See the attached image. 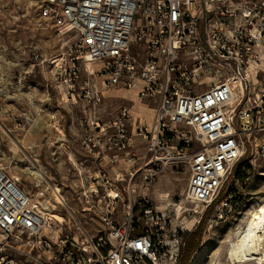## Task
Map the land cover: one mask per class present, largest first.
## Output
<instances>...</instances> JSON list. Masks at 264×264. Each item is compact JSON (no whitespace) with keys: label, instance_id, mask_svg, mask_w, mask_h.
I'll return each mask as SVG.
<instances>
[{"label":"built area","instance_id":"2783aa9c","mask_svg":"<svg viewBox=\"0 0 264 264\" xmlns=\"http://www.w3.org/2000/svg\"><path fill=\"white\" fill-rule=\"evenodd\" d=\"M39 16L71 35L73 56L61 59L65 83L79 81L75 64L88 73L96 63L102 89L133 92L153 116L134 128L141 153L128 149L134 134L126 108L84 131L83 150L110 165L85 175L87 188L76 193L82 212H98L99 234L86 233L71 213L44 218L19 179L0 169V264H161L158 237L177 233H167L149 207L152 183L186 164L189 202L233 209L235 193L224 189L249 136L264 138V0H41ZM236 81L241 92L232 104ZM57 193L55 205L42 202L65 207ZM183 244L182 236L169 264Z\"/></svg>","mask_w":264,"mask_h":264},{"label":"rangeland","instance_id":"374dc122","mask_svg":"<svg viewBox=\"0 0 264 264\" xmlns=\"http://www.w3.org/2000/svg\"><path fill=\"white\" fill-rule=\"evenodd\" d=\"M40 2L0 0V169L17 177L19 186L41 206L55 205L52 187L59 188L66 206H56L53 211L65 214L64 218L71 213L81 221L86 233L96 235L105 230L99 214L93 210L82 212L76 193L80 188H87L85 175L105 172L110 165L83 150L80 141L84 131L108 123L123 108L132 115L133 129L138 118L142 123H150L153 112L149 105L135 99L131 91L102 89L96 63L91 64L93 75L84 72L83 65L75 64L79 67V81L72 86L65 83L63 60L68 62L73 56L69 51L71 35L59 36L39 16ZM34 50L39 55L36 60L31 54ZM93 83L102 91V96H94ZM249 140L252 142L242 149L235 167H250V170L243 181L235 177L234 171L223 192L224 195L230 189L235 193L233 209L215 206L218 200L206 209L189 202L185 195L186 164L168 169L152 183L146 192L149 207L159 213L167 233H177L170 240L165 233L158 237L161 264H169L170 253H175L181 237L185 241L202 218L200 244L188 264H232L226 251L235 231L244 224L252 209L264 203V138L258 133L250 135ZM31 165L42 169L38 186L24 173ZM117 167L122 171L125 165ZM42 199H48L49 204ZM181 252L182 246L176 264ZM234 264L256 263L252 260Z\"/></svg>","mask_w":264,"mask_h":264},{"label":"bare ground","instance_id":"6f19581e","mask_svg":"<svg viewBox=\"0 0 264 264\" xmlns=\"http://www.w3.org/2000/svg\"><path fill=\"white\" fill-rule=\"evenodd\" d=\"M90 65L89 63L87 64V71L89 74H92L93 68L92 65L91 67ZM233 88L235 89V94L232 104L234 101L239 100L241 92L240 85L237 81L234 83ZM41 170V168L31 165L25 168L24 173L27 174L28 177L33 178L35 180V185L38 186L43 177V172ZM17 172L22 173L23 170ZM58 191H60L59 188L55 186L52 187L53 195L59 199ZM42 215L44 218L62 220L61 216L55 213L49 206H43ZM226 255L232 264L250 263L252 260H254L256 264H264V203L252 209L245 219L244 224L235 231L234 240L229 243Z\"/></svg>","mask_w":264,"mask_h":264},{"label":"trees","instance_id":"16d2710c","mask_svg":"<svg viewBox=\"0 0 264 264\" xmlns=\"http://www.w3.org/2000/svg\"><path fill=\"white\" fill-rule=\"evenodd\" d=\"M249 170L250 167H247L245 169H241L240 167L237 168L235 167V177L238 180L243 181L244 178L247 176V172ZM200 223L201 224H199L198 227L195 230L191 231L186 237L184 244L182 246V252L179 259V264H188L190 257L198 249L202 235L201 229L203 224V218L201 219Z\"/></svg>","mask_w":264,"mask_h":264},{"label":"crops","instance_id":"0c3cea01","mask_svg":"<svg viewBox=\"0 0 264 264\" xmlns=\"http://www.w3.org/2000/svg\"><path fill=\"white\" fill-rule=\"evenodd\" d=\"M133 132V138H132V148L130 149L131 152H136V153H141L143 151V141L142 139L135 134L134 129L132 130ZM121 166H123V163H121ZM119 213V212H118Z\"/></svg>","mask_w":264,"mask_h":264}]
</instances>
